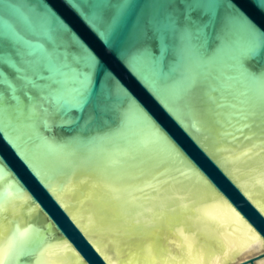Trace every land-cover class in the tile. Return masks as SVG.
I'll return each mask as SVG.
<instances>
[{
    "label": "water",
    "instance_id": "water-1",
    "mask_svg": "<svg viewBox=\"0 0 264 264\" xmlns=\"http://www.w3.org/2000/svg\"><path fill=\"white\" fill-rule=\"evenodd\" d=\"M88 2L0 0V34L19 32L32 45L28 59L48 69L36 82L45 96L27 108L25 100L0 121V163L21 185L11 204L0 205V248L7 251L17 233L38 232L49 250L35 264L264 263V83L240 71L246 30L210 51L202 31L171 32L168 18L183 12L177 0H129L137 7L127 28L106 47L73 6ZM224 2L264 30V0ZM37 3H47L69 31L41 27ZM141 17L161 25L162 44L167 35L180 58L177 70L193 65L195 86L187 96L175 95L178 84L157 81L159 58L135 52L132 34ZM85 52L95 65L82 59ZM61 64L78 72L74 83L92 77L96 93H105L102 111L86 110L78 120L74 111L57 114L51 98L76 102ZM132 106L180 151L150 139ZM73 138L84 143L57 153L46 147Z\"/></svg>",
    "mask_w": 264,
    "mask_h": 264
},
{
    "label": "snow or ice",
    "instance_id": "snow-or-ice-1",
    "mask_svg": "<svg viewBox=\"0 0 264 264\" xmlns=\"http://www.w3.org/2000/svg\"><path fill=\"white\" fill-rule=\"evenodd\" d=\"M82 18L86 19L102 39L105 46L113 44L116 34L123 32L128 25V20L136 4L129 0H89L87 4L73 5ZM171 6V5H169ZM176 6L183 9L181 15L169 17L167 25L171 32H181L192 35L203 32L208 37L209 50H214L221 44H228L235 36L238 28H244L248 34L249 48L247 54L240 61V71L249 80L264 83V30L250 23L232 3H225L224 0H177ZM36 7L41 9L36 13L37 23L44 28L55 27L59 31L68 32L67 25L60 17L51 10L47 3H37ZM81 8L90 10L89 14L80 12ZM161 25L155 20H146L141 17L132 34V39L138 41L135 52L144 57L152 59L159 58L161 72L158 82L168 86L178 84L175 95L178 98L187 96L194 88L193 65L189 64L182 71L177 70L176 65L180 58L175 55L169 44L168 37L165 35L161 39ZM103 28V32L100 29ZM32 55V45L19 32L10 29L8 32L0 34V121L5 115L15 116L23 102L26 100L28 105H32L36 96H45L39 93L36 87L38 79H43L44 73L48 72L47 67L39 61L28 59ZM87 56L90 62L95 65V59L87 52L83 53L82 59ZM251 61H255L253 64ZM60 71L63 79L72 86V98L76 101L73 104L67 103L62 96L51 98L57 114L63 117L70 111L78 114V119H83L86 110L99 113L102 111V103L105 93L102 90L96 93L92 77L86 81L80 77V83H74L78 72L74 71L70 65L61 64ZM34 90V91H30ZM110 98V92L108 94ZM126 105H130V100H125ZM136 111L141 117L150 134V139L169 143L174 150L180 151L168 137L167 133L160 128L150 116L140 112L134 106L129 111ZM31 117H36V112L29 108ZM47 111V110H45ZM175 119V117H173ZM179 122V121H177ZM86 124L88 121L85 122ZM45 128L49 125L45 123ZM3 127H0V132ZM84 141L77 138L60 144L48 141L46 147L49 152L57 153L66 151L69 145L79 146ZM0 175L5 179L0 181V205L11 204L14 194L21 191V185L16 182L14 175L0 163ZM5 184L7 187L5 188ZM5 221L0 217V232L3 231ZM49 250V244L43 235L33 233L30 236L17 233L14 243L5 251L0 248V264H35L37 259H42ZM51 264V262H48ZM87 264V262H85Z\"/></svg>",
    "mask_w": 264,
    "mask_h": 264
},
{
    "label": "rangeland",
    "instance_id": "rangeland-1",
    "mask_svg": "<svg viewBox=\"0 0 264 264\" xmlns=\"http://www.w3.org/2000/svg\"><path fill=\"white\" fill-rule=\"evenodd\" d=\"M257 253H250V254H246V255H244V256H241V257H239V258H237L235 261L236 262H239V261H241V260H244V259H246V258H250V257H252V256H254V255H256Z\"/></svg>",
    "mask_w": 264,
    "mask_h": 264
},
{
    "label": "bare ground",
    "instance_id": "bare-ground-1",
    "mask_svg": "<svg viewBox=\"0 0 264 264\" xmlns=\"http://www.w3.org/2000/svg\"><path fill=\"white\" fill-rule=\"evenodd\" d=\"M262 264H264V263H262Z\"/></svg>",
    "mask_w": 264,
    "mask_h": 264
}]
</instances>
